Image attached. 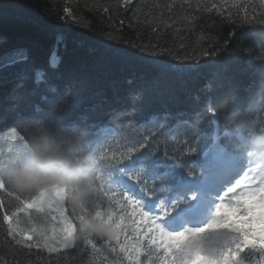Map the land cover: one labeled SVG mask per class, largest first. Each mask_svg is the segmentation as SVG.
Instances as JSON below:
<instances>
[{
    "label": "trees",
    "instance_id": "obj_1",
    "mask_svg": "<svg viewBox=\"0 0 264 264\" xmlns=\"http://www.w3.org/2000/svg\"><path fill=\"white\" fill-rule=\"evenodd\" d=\"M17 2L0 0V114L23 110L39 101L46 85H34L37 69H42L48 83L56 84L60 90L68 84L78 86L85 106L101 95L105 97L108 103L104 109L91 115L87 108L83 110L84 116L77 121L79 127L72 133L77 143L39 131L30 134L25 143L31 152L50 149L54 166L73 172L92 168L95 195L86 210L94 212L99 207L125 219L111 238H86L78 227L82 210L65 199L64 211L74 228L72 246L58 253L47 252L34 245V229L29 226L34 216L25 221L20 214L39 193H22L0 180L6 183L0 190V264H161L163 249L148 243L149 236L159 240V233H147L148 221H142L138 213L146 212L164 232H170L162 221L175 214L189 197L181 186L191 183L195 187L194 179L201 178H178L167 167L151 172L142 164L133 176L132 182L137 185L133 191L111 183L114 177L107 178L106 186L117 193L115 199H110L98 197L96 164L104 171L109 160L127 155L125 145L146 142L141 149L148 154L146 163L152 159L165 161L166 152L168 162L191 165V170L199 174L200 151L209 141L201 138L195 145L197 153L188 154L192 141L185 135L187 126L181 121L194 120L201 109L205 121L202 127L207 128L209 117L203 105L209 96L219 98L212 104L213 138L235 154L239 161L236 168L241 169L249 156L264 154V93L259 78L241 71L247 67L243 62L233 63L227 72L219 71L211 55V41L219 43L229 31L244 33L246 43L264 39V23H258L264 18V0H131L128 5L124 0H33L42 17L39 23L28 19L27 12L18 13ZM58 34L64 36V43L56 51L58 66L51 68L49 58ZM141 46L150 49L151 54L140 51ZM16 49L26 50L28 60L5 66ZM161 52L164 55H157ZM233 87L237 102L224 96ZM141 103L142 114H124V110ZM93 122L110 123L113 129L100 144L89 143L94 137L86 134L95 130ZM105 155L107 159L101 160ZM226 169L224 164L218 170L220 176ZM124 196L136 202L135 212ZM5 215L9 217L7 221ZM140 232L147 234L137 240ZM208 232L218 236L212 242L205 240L204 249L219 252L234 247L229 235L220 234L222 229L206 231L201 241ZM122 245L127 252L121 251ZM135 245L140 246V255L132 253ZM149 250L151 255L146 257L143 253ZM259 255L246 250L241 264H256ZM168 262L172 264L171 257Z\"/></svg>",
    "mask_w": 264,
    "mask_h": 264
},
{
    "label": "snow or ice",
    "instance_id": "obj_2",
    "mask_svg": "<svg viewBox=\"0 0 264 264\" xmlns=\"http://www.w3.org/2000/svg\"><path fill=\"white\" fill-rule=\"evenodd\" d=\"M130 3L131 0H124L125 5ZM15 7L18 13L27 12L28 19L37 23L42 22L38 5L33 0H18ZM2 17L3 13L0 12V18ZM258 23H264V18L258 21ZM56 27L62 29V25H57ZM211 42L214 45L211 55L215 57L214 63L219 66V71L227 72L233 63L240 64L243 62L247 67L241 68V71H248L254 76H257L261 91L264 93V39L255 43H246V35L244 33L229 31L222 37L219 43L216 41ZM61 43H64V36L58 34L56 36L54 51L49 58V66L51 68H56L59 64L60 58L56 55V51H58ZM139 50L151 54V50L147 47L141 46ZM203 54L207 53L202 52ZM157 55H164V53L161 52ZM27 60L26 50L16 49L11 54V58L8 59L5 66L11 67L19 63H24ZM24 79L26 77L21 79L20 86L23 85ZM229 82L231 83V81ZM33 83L37 87L45 84L46 89L44 93L40 95L38 102L32 103L26 109H13L11 113L0 114V138L9 137L12 141H16L21 145L29 139L30 134L39 131L53 135L67 143H77L78 138L74 137L72 133L79 127L77 121L84 116L83 110L87 108L91 115L98 109H104L108 103L107 99L101 95L95 102L85 106V98L78 86L68 84L63 90H60L56 84L48 83L45 72L42 69L35 71ZM225 95L231 96L236 102L238 100L234 87L230 88ZM137 98L134 97V99ZM218 99V97L209 96L203 105V109L207 110L209 117L207 128L202 127L205 121L201 109L197 110L194 120L181 121L182 124L187 126L185 135L190 136L192 141L187 148L188 154L197 153L198 148L195 145L199 143L201 138L209 141L206 147L200 151L201 159L198 163L199 174L191 170V165H181L174 161L168 162L166 152L164 153L165 161L161 162L152 159L146 163V156L148 154L141 152V149L145 148L146 142L140 143L138 146L125 145L128 148L127 155H122L120 159L109 160L104 171L96 164L94 171L97 177L98 197L104 195L110 199L116 198V191L110 186H106L108 177H114L111 183L122 186L126 191L135 190L137 185L132 182L133 176L136 175V170L142 164L151 172L158 171L160 167H167L175 177L180 178L184 176L189 179L194 177L203 179L210 178L213 170L219 164L226 161H238L231 150L224 146L222 142L213 138L214 120L212 117L215 115V110L212 108V104L214 100ZM261 99L264 100V94L261 95ZM142 109L143 104L141 103L139 106H134L131 110H124V114L131 116L133 113H136L140 115L142 114ZM151 119L155 120L156 117L152 116ZM91 127L95 130L86 134L94 137V140L89 141V143L100 144L113 132L110 123L93 122ZM81 150L83 151V148ZM12 153L13 151L10 150L7 156ZM133 153H137V155H133ZM7 156L0 155V159H5ZM100 159L106 160L107 156H102ZM243 168L244 165L241 164V172ZM185 169L189 170L185 171ZM129 173L132 175H129ZM5 187L6 183L0 181V190L5 189ZM240 188L243 190L237 193V189ZM38 193L39 195L32 199L30 203L25 204L26 208H32L46 196L49 202L54 201L57 207L61 209L63 208L65 199L69 201L67 192L61 193L59 190H54L49 195L46 190H41ZM234 193L236 194L231 199H228L229 194ZM119 195H122V192ZM17 198L19 199V197ZM218 198L220 202L215 206L214 220L206 228L196 230L175 233L164 232L160 224L156 223L155 219L149 218L146 212L138 213L142 221H148L146 226L147 233H159V240L154 236H149L148 243L150 245H158L163 249L164 259L161 264H169L168 257L172 258V264H176L177 261L178 264H241L242 254L246 250L259 253L260 255L257 257L256 264H264V187H260L258 190H248L246 186H242L241 182L237 180L235 187L231 186L227 188L224 195H219ZM123 200L133 205V212L136 211L135 201H131L128 196H124ZM86 208H80L82 214L77 218L79 232L80 225L91 219L101 225H111L112 231L107 236L111 238L115 230L121 228L125 219L124 216L114 215L111 211L105 213L99 207L94 212L86 210ZM126 215L130 216L131 214L126 213ZM165 215H167V212H165ZM8 219L9 217L5 215L4 220L7 221ZM215 229H222L223 232L220 234L229 235L235 242L234 247H228L224 251L219 252L206 251L201 243L202 234L208 230ZM66 231L67 236L65 240L67 243L65 247H70V238L73 237L74 232L71 222L67 223ZM147 233L140 232L136 239L139 240L140 237L145 236ZM27 239H31V237H27ZM125 239L127 240L129 238L125 237ZM121 251L127 252L128 248L122 245ZM131 251L135 255H140L142 252L139 245L132 246ZM143 254L147 257L151 255V250Z\"/></svg>",
    "mask_w": 264,
    "mask_h": 264
},
{
    "label": "rangeland",
    "instance_id": "obj_3",
    "mask_svg": "<svg viewBox=\"0 0 264 264\" xmlns=\"http://www.w3.org/2000/svg\"><path fill=\"white\" fill-rule=\"evenodd\" d=\"M13 151V153L9 156V151ZM31 150L28 148L27 144L24 142L19 145L16 141H12L9 137H4L0 139V155L7 156L5 159H0V169L8 166L11 163H16L19 165L20 163H24L28 159H30ZM262 158V157H261ZM255 161L253 158H249V162ZM250 162V163H251ZM249 163V164H250ZM224 162L219 164V168L214 169L212 176L215 180L220 178V172L218 170L223 168ZM253 168L258 169L251 171L252 174L248 176V174L244 177V175H239L238 179H241L242 186H249L250 180L256 178V180H260V177H264V165L260 162H256L253 165ZM243 176V177H242ZM258 177V178H257ZM243 178V179H242ZM219 181V180H217ZM264 183V181H263ZM59 190L53 188L52 191ZM61 193L64 192L59 190ZM227 191L226 185L223 183H214L212 178H205L198 185V188L194 192V197L188 200H191L190 203L197 204L199 201L200 210H197L194 213L185 211V214H182L183 206L178 210L179 218L175 220L166 218L164 221L166 223V227L170 230H183L185 231L189 226L193 224L201 225L200 228H206L207 225L211 223V213H213V209L216 204L220 202L218 196H223L224 192ZM242 191V188L237 189V193ZM234 194H229L228 199H230ZM188 200L187 203H188ZM64 203V202H63ZM186 203V205H187ZM189 203V204H190ZM185 205V206H186ZM20 214L24 217V220L33 219L34 223L29 225L34 229V245L42 248L43 250L51 253H58L62 251L69 250L73 243V237H71V246L65 247L67 241L65 237L67 236V223L70 222L68 217L65 214L64 206L63 208L57 207L54 201L49 202L47 196L39 201L32 208H24ZM32 213V214H31ZM31 214V215H30ZM34 216L33 218H31ZM74 235V232H73ZM206 251H211L210 248L205 249Z\"/></svg>",
    "mask_w": 264,
    "mask_h": 264
},
{
    "label": "clouds",
    "instance_id": "obj_4",
    "mask_svg": "<svg viewBox=\"0 0 264 264\" xmlns=\"http://www.w3.org/2000/svg\"><path fill=\"white\" fill-rule=\"evenodd\" d=\"M262 149H264V142H262ZM51 161L50 149H34L27 162L19 165L11 163L0 169V180H4L13 189L22 193L46 190L51 195L53 188L61 191L67 189L69 202L76 208L85 207L95 195V190L91 186L92 168L73 172L61 166H54ZM111 231V225H101L91 219L80 225V234L85 237H105ZM217 236V233L208 232L206 238L201 241L203 247L205 240L212 242Z\"/></svg>",
    "mask_w": 264,
    "mask_h": 264
},
{
    "label": "bare ground",
    "instance_id": "obj_5",
    "mask_svg": "<svg viewBox=\"0 0 264 264\" xmlns=\"http://www.w3.org/2000/svg\"><path fill=\"white\" fill-rule=\"evenodd\" d=\"M199 207V206H198Z\"/></svg>",
    "mask_w": 264,
    "mask_h": 264
}]
</instances>
